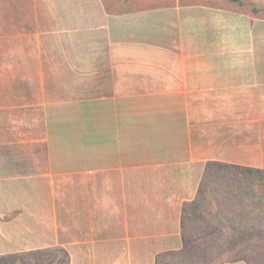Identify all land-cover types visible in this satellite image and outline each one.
Masks as SVG:
<instances>
[{"label":"crops","instance_id":"1","mask_svg":"<svg viewBox=\"0 0 264 264\" xmlns=\"http://www.w3.org/2000/svg\"><path fill=\"white\" fill-rule=\"evenodd\" d=\"M129 2L0 0V264H154L208 162L264 169V17Z\"/></svg>","mask_w":264,"mask_h":264},{"label":"trees","instance_id":"2","mask_svg":"<svg viewBox=\"0 0 264 264\" xmlns=\"http://www.w3.org/2000/svg\"><path fill=\"white\" fill-rule=\"evenodd\" d=\"M118 12L131 11L117 0ZM264 17V5L229 0ZM179 250L159 254L154 264H264V169L207 163L195 198L182 209Z\"/></svg>","mask_w":264,"mask_h":264},{"label":"rangeland","instance_id":"3","mask_svg":"<svg viewBox=\"0 0 264 264\" xmlns=\"http://www.w3.org/2000/svg\"><path fill=\"white\" fill-rule=\"evenodd\" d=\"M7 3H8V0H2V5H3L4 10L6 9ZM223 264H249V263H247L246 261H241V262H226Z\"/></svg>","mask_w":264,"mask_h":264}]
</instances>
